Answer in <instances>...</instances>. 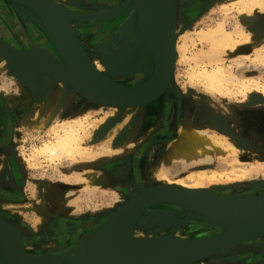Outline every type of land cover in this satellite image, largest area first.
<instances>
[{"label":"rangeland","instance_id":"374dc122","mask_svg":"<svg viewBox=\"0 0 264 264\" xmlns=\"http://www.w3.org/2000/svg\"><path fill=\"white\" fill-rule=\"evenodd\" d=\"M194 1L195 0H190L192 10L191 17L186 16L180 21V35L184 36L186 32L191 33L186 34V42L185 40L180 41L183 52L179 58L178 66L175 71V80L173 81L171 89H169V97L167 95L166 98H163L164 112L161 115L162 119L159 124L154 125L155 128L151 126L152 129L150 128L148 131L143 129L145 121H149L150 118V116H147L148 113L145 112L142 118L139 117L137 119H141L139 124L140 128L138 132L134 134L136 138L129 143L126 149V156L125 154H123L124 156L121 154V157L118 156L109 160L105 164L106 167L100 171L101 173H112V167L110 166L118 162H123V160L127 161V163H125L126 165L123 166L124 169L118 170H121L120 175H123L122 179L119 180L118 178L116 181H110L111 183L99 178L100 173L98 170L94 169L96 167L76 169L79 165L74 166L72 163L74 159L71 157L66 156L62 157L61 160L54 159V161H50V158L45 156L40 159H35L33 148L43 145L53 134V129L49 131V126L52 125L50 118L47 116H45V119L39 117L41 109L38 107V103L44 98H32V96L25 91V85L23 83L11 79L12 76L16 77L11 71L2 73L1 68L3 61L0 59V96L1 94L3 95L8 107L15 115H23L24 108L31 106V109L25 113V116H21L18 119L19 124L15 129V137L8 149L9 152L2 154L0 157V174H2L3 171L4 173L6 172L5 176H7L6 179L0 181V189L11 191L18 197L16 200L0 203L1 213L7 220H5L7 223L4 224L12 226L19 232L23 245L28 249V252L23 250L27 255L34 257L61 256L62 254L59 252L67 250L68 247L73 246V243L79 241L81 237L84 236L76 235L73 239L70 238L72 234L82 231L77 228L82 227L85 223L88 225L92 222L95 223V220L105 213L106 210H117L120 205L115 202L116 194L119 193L118 189L122 194H127L129 192L127 186H129L128 180L131 176L130 163L134 162L137 151L142 152V155L139 156L138 159H145L146 156L143 155V153L147 151H149V153L151 152V154L156 151L158 152L157 155L155 154L156 156H154V154L151 155L149 160L152 165L148 167V171L144 177L137 175V180L143 179V184H137V186L147 184L151 178L154 177L150 168L153 170H162L161 173L167 172L173 179L185 178L190 171L183 170L184 163L180 159L169 160V156L166 154L168 148L174 141L176 142L179 137L178 133L182 132L185 126L190 125L188 120L193 121L191 124L195 125L193 126L194 129L206 131L210 133L211 136H215V138L223 137L228 141L227 145L231 142L237 149L233 151L234 154L227 153L229 147L226 145L223 147V150L220 151L207 150L209 154L208 162L205 164L207 169L228 172L231 171L233 167L236 168V171H240V168L245 167L246 170H255L253 171L254 174L246 180L241 178L235 179V175L233 174L234 180L225 179L221 181V183L209 186V188L216 187L218 184H227L233 186V193L242 194L252 187H249L252 183L257 182L255 184L256 186L264 185V157L252 151L253 144L262 146L261 148L264 150V131L256 124V122L264 119L263 98L260 95L253 94L251 99L245 102L241 95L230 98L218 97L215 96V94H209L198 80L191 81L189 76V73L194 69H200L203 66L213 69L220 64L223 65L228 75L235 76L238 80L243 78H254L260 85H264V63L257 59V55L260 54L261 49L264 50V40L262 42L259 41L258 34H262L264 31H258L256 26H248V23L254 24L253 21L251 22L252 18L246 15L240 16L236 9L231 11L226 17L222 7L223 4H225L231 8L232 1L230 0H200L196 10ZM78 2L83 3L81 0L76 1V7L72 10L69 8V11L81 15L82 13L80 12L85 13V15H87V12H91L89 15L96 16V14L93 13L97 11L101 12V10H105L111 12L121 7L115 6V4L113 6H106V4H109L107 0H84L85 5H82L84 7H81ZM12 3L15 2L12 1ZM70 6H73V4L70 3ZM24 11L25 10H23V12ZM263 17L264 12L259 15V18ZM20 21L25 22L24 19ZM21 22L19 23L22 24ZM240 22L246 27V31L253 35V41L245 46L243 45L245 48L243 46L239 47L237 51H227L213 57L209 56L211 46L202 41L199 33L204 29L213 28L219 23H225L227 30L234 31L235 27ZM105 27L103 23H86L84 28H82L83 32L80 29L82 32L81 35L83 36L81 44L86 53L91 54V52H94V55H96V53H100L101 50L103 51L106 43H109L108 41L114 35V32H109L107 29L110 30V28ZM111 29L115 28L113 27ZM261 29H264V25ZM4 30L8 31L9 28L6 27ZM12 30L14 33V29ZM8 35L10 36V33H8ZM44 39L47 45L52 47L51 52L56 54L51 42L47 40L48 38L45 37ZM121 42L116 46L120 45ZM116 46L111 48L108 53L112 54ZM22 48H26L24 44H22ZM242 54L250 55L251 58L248 60L240 59ZM147 77L146 79H142V81L147 80ZM121 80L123 79H119V81ZM237 83H234V86L237 85ZM256 96H260L263 101H258L259 98H256ZM132 112V110L127 111V117L125 116L122 120L120 117L119 119L115 118L116 121L111 123V126L108 128V133L103 135L104 139L102 141L96 139V137L93 140L87 139L85 146H88V148L93 147L92 151L95 153H99L108 148H118L120 145L118 142V135L128 126V117ZM165 112H167V120L169 123L164 126L161 123L165 120ZM112 113L113 110L109 107L100 110L98 113H92L91 116H94L91 119L89 118L87 125L92 130L91 127L95 124L94 120L96 121V125H99L103 118ZM181 113L186 116V120L182 124L181 122L177 124L173 123V121H176L179 117L181 118ZM155 114H158V112H155ZM249 115L256 118L255 122L249 120L248 123L246 121ZM80 117L82 119L84 116ZM152 119L155 120L157 118L155 117ZM156 134H167V139L163 141L162 144L160 142H154V140L157 139ZM93 135L95 136V134ZM145 145H149L150 147L147 149ZM143 146L145 150L142 148ZM129 150L130 153L128 152ZM32 157L34 161H31ZM3 161H5V163L1 164ZM85 164L87 163H83L82 165L86 166ZM147 166L148 164H142L143 168ZM194 166L196 165L190 167ZM259 181H262V183L260 184ZM158 182L161 183L160 181ZM45 188L46 190L49 189L52 191L54 188H58L60 194L57 196L54 194L55 192H51L55 197L48 200L44 206H40L41 204L38 201L37 194L39 196L42 191H45ZM115 188L118 189L115 190ZM252 192L256 193V189L252 190ZM70 193H72V195H70ZM43 200L46 201V198L44 197ZM38 207H40V211ZM59 207L63 209L61 212H57ZM160 209L161 208H159V210ZM177 210V208L172 206H166L162 211L170 215L176 213V216L177 214L180 215ZM164 212H162V214H164ZM187 218L189 217L186 216L183 218L185 219L183 220L185 224L179 230L177 234L178 238H206L207 235L205 231H208V238H214L221 235L223 232L220 230L218 233V231L213 228V225V227H210L204 220L197 222V224H189L190 221H188ZM162 219L161 221H165L164 223L155 221L154 226L150 228L161 231L162 233L173 229L178 222L181 223L180 219L173 221L168 218ZM104 222L105 221L102 220V222L95 224L92 230L87 228L86 236L95 232L98 226H101ZM159 224L161 225L159 226ZM74 225H76V227H74ZM189 228L196 229L198 232L191 233L188 231ZM202 229L209 230L203 231ZM139 231H141V229H139ZM238 251L236 254L230 256L226 264H263L264 262L262 261L264 259V250L255 252L252 257L247 259H244V254H238ZM1 257L2 256H0V263L2 262ZM218 259L221 260L222 263L226 261L222 258Z\"/></svg>","mask_w":264,"mask_h":264},{"label":"bare ground","instance_id":"6f19581e","mask_svg":"<svg viewBox=\"0 0 264 264\" xmlns=\"http://www.w3.org/2000/svg\"><path fill=\"white\" fill-rule=\"evenodd\" d=\"M12 1L15 2L16 4L12 3ZM54 1L53 3L55 5H58L61 9L63 8L69 11V8L70 10H72L73 8L76 7L75 2L79 0H54ZM81 1H83V3L78 2V4L81 5V7H84L82 5H85L84 4L85 2L84 0ZM86 1H90V0H86ZM107 1L109 4H106V6L108 5L113 6L115 4V6L118 7L121 6L119 7L120 9L123 8L121 10V13L117 15V17L108 20L107 23H105V26L110 28V30L107 29L109 32L111 33L116 32L111 37L110 39L111 41L117 39L118 35L121 36L120 40H122V42L120 41L121 42L120 45L114 48L113 53L111 52L114 57V55L116 54V52L118 51L119 47H121L122 44L124 43L129 44L130 40L133 38L135 39V37L137 36L136 27L138 26V22L140 18H139V12L135 4L138 3V1L130 0V2H128L126 5L124 3L127 0H107ZM230 1H232L231 8L225 4H223L222 7V10H224L223 12H225L226 17L227 15H229L231 11L236 9L238 10L240 16L243 15L250 16V18H252L251 20L253 21V23H255L259 18L260 13L264 12V0H230ZM70 3L73 4V6H70ZM175 8H176L177 20H176V28H175L173 69H172L171 78L164 92L151 102H147L145 104L137 105L134 107H121V105L119 104H106L76 89L71 83H67L60 80L59 78H55V76H44V77L35 76V75L30 76L28 82H30L32 85H35L37 89H41V91H37L35 94L32 91H30L26 86H24L25 84L21 79H18L17 76L16 77L12 76L11 79L15 81L17 80L18 82L24 84L23 86L25 87V91H27L32 96V98H36V97L38 99L44 98L43 100L40 101L41 103L40 102L38 103L39 105L38 107H40L41 109L40 114L39 112L38 114L39 117L42 119H45V116L49 117L50 122L52 124V125L50 124L51 126H49V131L53 129V134L50 136V139L47 142H45L43 145L36 146L33 148V155L34 157H36L35 159H40L41 157L45 156V157H49L50 161H54V159L61 160L62 157L67 156L74 159V160L72 159L73 160L72 163L74 166L79 165L77 166L76 169H81L86 167H92V168L96 167L94 169L98 170V172L100 173L99 178H101V180L103 181L107 180V182L110 181L113 182L118 180V178L119 180L122 179L123 175H120V173L123 166L126 165L125 163H127V161L123 160V162H118L119 164L115 163L112 166H110L112 167V173H103V172L101 173L100 171L106 167L105 164L109 160H112L118 156L121 157V154L122 155L125 154L126 156L127 154L126 149L129 143L131 142V140L133 141L136 138L134 134L137 133L138 129L140 128L139 124L141 119L137 120L139 117L142 118L145 115L144 114L145 112L148 113L147 116L150 115L155 116L163 111L162 110L163 98L167 97V95L169 94V89H171L173 85V81L175 80L174 79L175 71L178 66L179 58L183 52L180 41L185 40L186 42L187 41L185 39L187 37L186 34L191 33V32H186L184 36H181L179 32V27H181L180 21L183 20L184 17H186L187 13L189 12V8H190L189 0H175ZM23 10L25 11L23 12ZM31 13L32 12H29L28 9H26L22 4H19L16 0H0V44L15 51L14 53H16V55L22 57V59L24 60H29L38 67L39 64L41 65V63L38 64L36 61L41 62L42 59V57L39 56L38 51H42V50L45 51V48L48 49L49 51H52L51 50L52 47L48 46L47 42H45L44 39L46 37L45 33L41 30V28H39L38 25L35 24L34 15L33 13L32 14ZM80 13H82V15L80 14L81 16L79 15L78 18L76 17L75 19L70 20V26L72 27L77 39H79L81 42L83 40V36L81 34L83 32L82 28H84V25L86 23L89 24L91 22H99V21H90L89 20L90 18L86 19L87 16L91 14V12L89 13L87 12V15H85V13L83 12ZM106 13L109 12L105 10L104 11L101 10V12L97 11L93 14H96V17H103L101 15H107ZM108 17L109 16H105L103 18L107 19ZM21 19H24L25 22H21L20 21ZM19 22H21L22 24H20ZM160 24H163V21H160ZM263 25L264 23H261L260 27L261 26L263 27ZM6 27L9 28L8 31L4 30ZM113 27L115 29H111ZM12 29H14L15 34L13 33ZM80 29L82 32L80 31ZM8 33H10V36L8 35ZM199 35L203 42L211 46L210 54H209V56L211 57L216 56L220 53H225L227 51H231V52L237 51L239 47L243 45L245 46L246 44L253 41V35L246 31V27L241 22L237 24L234 31L227 30L225 23H219L213 28L210 27L204 29L199 33ZM22 44H24L26 48L23 49ZM126 48L127 47H125V49ZM55 55L58 58L57 53ZM103 55L104 54L102 50L100 51V53H96V55H94V52H91V54L87 53V56L91 61L92 65L100 73L104 74L112 82L124 88H135L141 85L146 81V80L142 81V79H146L147 76H148L147 79H149V77L151 76L154 70L150 60L151 59L150 55L147 53L145 56L146 59H143L142 63H140L142 64V66H140L141 69L140 67L137 68V65L140 64H137L135 65V67H133V69H130V71L133 73L132 77L129 78L122 77L123 80L121 81L117 79L114 80L108 74L109 72L108 64L102 62ZM0 56H1L0 59L3 61L1 68L2 73L3 72L5 73L7 71L10 72L11 66L8 60L5 59L2 55ZM134 57H136L135 54L134 56L130 55L131 60ZM250 58H251L250 55L247 54H242L240 56V59H244V60L246 59L248 60ZM147 59L149 60L148 61L149 63L144 65ZM257 59L258 61H263L264 63L263 49H261L260 54L257 55ZM30 62L28 63V65L30 64ZM60 63L64 65L63 61H60ZM121 67L122 66H120V68ZM16 70L19 71L23 76H25V78L26 75H28V73L30 72L29 70L23 68V66L21 65L20 68H17ZM123 70L126 71V69ZM189 76L191 78V81L198 80L200 83H202V85L205 87L206 91L209 94L212 93L218 97L230 98L236 95H241L243 96L244 101L246 102L247 100L251 99V96L253 94H256V95H260L264 100V85H260L258 81H256L254 78H246V79L243 78L241 80H238L237 77L228 75L223 65L220 64L215 66L213 69H209L205 66L201 67L200 69H194L189 73ZM234 83H237V85L234 86ZM52 86L54 87L53 89L54 92L48 94L47 88H51ZM108 107L113 110V113L103 118V120L100 122L99 125H96V121L94 120L95 124L91 127L93 130L92 131L90 127L87 125L89 118L91 119L94 116V115L91 116L92 113H98L100 112V110L102 109L104 110V108H108ZM129 110H132L133 112L128 117V121H127L128 126H126L118 135V142L120 144L118 148L116 149L108 148V149H104V151L103 150L100 151L99 153H95L92 151L93 147L88 148V146H85L87 139L93 140L96 137V139L102 141L104 139L103 136L104 132H106L107 128L111 126V123H114L116 121L115 118L119 119L120 117V119L122 120L123 118H125L126 113ZM155 112H158V114H155ZM80 116H84V117L81 119ZM161 117L160 119H162ZM160 119L158 118V120ZM188 121L190 125L185 126L183 131L178 133L179 137L177 138L176 142L174 141L173 144L168 148L166 155L169 156V160L180 159L184 163L183 170L190 171V173H188L185 178L181 177L178 179H173L172 176L167 172L161 173L162 170L159 171L158 169L153 170L152 168H150L154 177H152L147 184L142 186H137V184L138 185L143 184V179L137 180V177L133 176L131 180H128L129 186L127 187L129 188L128 189L129 194L128 193L122 194L118 188H115V190L118 189L119 191V193H117L115 197V202L118 205H120L117 208V210L120 209L123 203L124 204L128 203V201H130L136 195L148 190H153L163 187H175L193 192L205 191L221 196H235L234 200L246 208L259 207V205L263 203L264 185L256 186L255 184L257 182L250 184L249 187L250 186L252 187L248 191H246L247 193L244 192L242 194L233 193L232 191L234 190L233 186L227 184H218V186L216 187L209 188V186L217 183H221V181L225 179L234 180L233 179L234 177L232 176L233 174L235 175V179L241 178L246 180L247 178L251 177L254 174L253 171L255 170L253 169L246 170L245 167L240 168V171H236V168L233 167V169L228 172L227 171L220 172V171L207 169L205 165L208 162V156H209L207 150L220 151L223 150V147L226 145L229 147L227 153L234 154L233 151L237 149L235 148V145L233 143L231 144V142H229V145H227L228 141L223 137L215 138V136H211L210 133L206 131H198L197 129H194L193 126L195 125L191 124L193 121L191 120ZM93 134H95V136ZM128 152L130 153V150ZM150 153L149 155L151 158V155L153 153L152 154ZM143 155L146 156L147 153L145 152L143 153ZM31 161H34L33 157ZM83 163H87L85 164L86 166H83L82 165ZM192 165H196V166L190 167ZM119 169L121 170L118 171ZM5 174L6 172L4 173L2 171V174H0V181L2 179H6L7 176H5ZM155 180H158L161 183ZM259 183L261 184L262 181H259ZM251 189L252 190L256 189V193L252 192ZM51 192L53 193L55 192L54 194H56L57 196L60 194V190L58 188H54L53 191L49 189L46 190L45 188V191H42L39 196L37 194L38 201L41 204L40 206H44V204H46L48 200H51L55 197V195ZM70 195H72V193H70ZM44 197L46 198V201L43 200ZM5 202L7 201H0V203H5ZM169 204L170 203H158L149 207L140 215L133 229L130 228V225L128 224L125 225V227L119 234V237L115 243L110 264H147L149 260H156L163 256L165 257V256L181 254L184 250L187 249L186 245L188 241L212 239L211 237L208 238V231H205V234L207 235L206 238H201V239H186L181 237L178 238L177 234L179 233L181 227H183L185 224V222L183 221L185 219L183 218L187 216L189 217L187 218L188 221H190L189 224H197V222H200L202 220L201 219L202 215L193 212L194 210L187 208L182 204H175V203H171L172 205ZM179 205H181V211L177 210V212L180 214V215L177 214L178 216L177 215L175 216L176 213L170 215L169 213L162 211L166 206H172L178 209L180 207ZM39 208L40 207H38V209ZM159 208L161 209L159 210ZM40 210L41 209H39V211ZM62 210L63 209L59 207V210H57V212H61ZM108 212L109 210L108 211L106 210L105 213H103L101 216H99L98 219L95 220V223L92 222L90 225L85 223L82 227L77 228V229H81L82 231H78L72 234L70 238L73 239L76 235L77 236L84 235V236H82L79 241L73 243V246L68 247L67 250H63L64 252L63 251L59 252L62 254L61 257L53 256V257H60V258H56L57 262L55 261V263L56 264H60L63 262L69 263V261L72 259V255H66L65 253L76 247V245L83 243V241L91 237L103 225L108 223L107 219L103 218L104 214ZM162 212H164V214H162ZM204 217H208V216H204ZM162 218L172 219V221L180 219L181 223L178 222L173 229H170L168 232L165 231L162 233L161 231L150 228L154 226L155 221L164 223L165 221L164 222L161 221L163 220ZM5 220H6L5 216H3L0 209V225L3 224L5 226L4 223H7L5 222ZM102 220L105 222L101 226H98L95 232H92V234H88V236H86L87 228L91 230L94 229L95 224L102 222ZM209 221H210V217H209ZM214 223L215 222L213 221V224ZM160 225L161 224H159V226ZM209 225L210 227L214 226L213 228L216 229L218 233L220 232V230H222L223 231L221 234L222 236L227 234L228 232L223 227V225L221 226V224L220 225L214 224L213 226L211 224ZM1 228L3 227L0 226V229ZM139 229H141V231H139ZM202 230L204 231L209 229H202ZM188 231L191 233L198 232L196 229L193 228H189ZM10 241H12L11 238ZM19 241H20V248L22 249V251L24 250L28 252L27 251L28 249L25 248V246L23 245V241L21 237H19ZM11 250L9 245L6 246L4 240L0 241V256H2L1 258L5 257L7 259V255H8V257H10L8 260H10L13 257V251L11 252ZM261 250H264V234L243 241H239L233 245H229L228 247L219 249L213 252V254L205 256L204 258L193 260L187 264H201V263L226 264L228 263L230 256L236 254L237 251L238 254H244V259H247L252 257L255 252ZM63 254H65L66 256H63ZM30 257H34V256H30ZM14 258H15V254H14ZM218 258H222L223 260L226 261L222 263L221 260H219ZM1 260L2 262L0 264H6L5 262L7 260L6 261L4 259ZM39 264H43V263H39Z\"/></svg>","mask_w":264,"mask_h":264},{"label":"water","instance_id":"95a60500","mask_svg":"<svg viewBox=\"0 0 264 264\" xmlns=\"http://www.w3.org/2000/svg\"><path fill=\"white\" fill-rule=\"evenodd\" d=\"M16 1L33 13L35 24L45 33L58 56L57 58L55 54L46 48L45 51H38L42 59L41 62L36 61L38 64L41 63L37 67L29 60H24L16 55L15 51L0 44V55L8 60L12 70H10L11 73L21 79L33 93L36 94L41 89H37L35 85L28 82L30 76H55V78H59L64 82L71 83L76 89L103 103L119 104L121 107H134L153 101L164 92L169 84L173 69L177 20L175 0H137L138 3L135 5L140 19L136 27L137 36L135 39H131L129 44H122L114 57L108 51L121 41L120 35L117 39L110 40L103 48L102 62L108 64V74L114 80L122 79V77H132L133 73L130 69L142 63L143 59H146L147 53L150 55L151 59H148L151 60L154 68L153 73L149 79L135 88H124L117 85L92 65L83 45L70 26V20L78 18L80 14L61 9L53 3L54 0ZM128 2L130 0L125 1L124 4L126 5ZM122 9L119 8L106 13L107 15H101L103 17L109 16L107 19L92 15H88L86 19L99 21L91 22L94 24H105L108 20L117 17ZM160 21H163V24H160ZM125 47L127 48L125 49ZM134 54L136 57L131 60L130 55L134 56ZM148 59L144 65L149 63ZM28 61L30 62L29 65ZM60 61H63L64 65ZM20 65L30 71L26 78L16 70L20 68ZM120 66L122 67L120 68ZM140 66L142 64L137 65V68ZM123 69H126V71ZM53 89V86L47 88V93H53ZM256 98H259L258 101L261 100L260 96H256ZM108 130L107 128L106 132ZM234 197L221 196L205 191H187L175 187L145 191L133 197L128 203H123L119 210L113 209L104 214L103 218L107 219L108 223L83 243L76 245V247L65 253L66 255H72V259L69 263L63 262L60 264H110L115 243L125 225L128 224L133 229L140 215L149 207L158 203L182 204L194 210L193 212L202 215L201 219L207 224H221L228 232L223 236L220 235L212 239L188 241L187 249L181 254L149 260L147 264H187L239 241L264 234V200L259 207L246 208L237 203ZM179 206L178 210L181 211V205ZM209 217L212 223L209 221ZM0 226L3 227L0 229V241L4 240L6 246L9 245L10 250L13 249L11 250V252L13 251L12 258L15 254L14 259L8 260L10 258L8 255L7 259L5 257L1 258L7 260L6 264H56V258L61 257L42 256L36 258L26 255L20 248L19 232L7 224L5 226L1 224ZM10 238L12 241H10ZM65 254L63 256H66Z\"/></svg>","mask_w":264,"mask_h":264},{"label":"flooded vegetation","instance_id":"af4514ba","mask_svg":"<svg viewBox=\"0 0 264 264\" xmlns=\"http://www.w3.org/2000/svg\"><path fill=\"white\" fill-rule=\"evenodd\" d=\"M194 2H195V10H196V7H198V3H200V0H195ZM189 3H190V0H189ZM191 12H192V10H191V4H190V8H189V12L187 13V17H191V14H192ZM162 107H163L162 108L163 111L160 112V114L155 115V116H151L149 114L150 115V118H149V121H145V123H144L145 125L143 127L144 130H147L148 131V129H150L151 126H154V125L160 123L161 114L164 112V102L163 101H162ZM24 109L25 110L23 111V115H21L22 117L25 116V113H27L31 109V106L30 107L27 106ZM166 113L167 112H165V120H163V122H162L164 126L167 123H169V121L167 120V114ZM21 116H20V114L15 115L13 113V111L10 110V108L7 105V102L5 101V98L1 94V96H0V157H1L2 154H6V152L7 153L9 152L8 149L10 148L11 143L14 140V137H15V129H16L17 125L19 124L18 119ZM155 117L157 119L153 120L152 118H155ZM158 118L160 120H158ZM185 118H186V116L181 113V118L179 117L178 119H176V121H173V123L177 124V123H180L181 122V124H182L186 120ZM247 119L248 120H246V121L249 123V120H252V121L255 122V119L256 118L254 116H250L249 115L247 117ZM256 124L258 125L259 128H261L264 131V119H261L260 121L256 122ZM156 135H157L156 136L157 139L154 140V142H160L162 144L163 141H165L167 139V136H166L167 134H156ZM149 147H150L149 145H145V148L148 149ZM261 147L262 146H260V145L253 144L252 145V151L254 153H258V154H260V155H262L264 157V150ZM142 148L145 150L144 147H142ZM146 153H147V155H146V158L145 159H138V157L142 155V152L141 151H137V153L135 155L134 162H131L130 163V165H131L130 166V171L131 170L132 171H131V176L129 177V180H131V178L133 176L134 177H137L136 174L139 175V176L141 175L142 177H144V175L147 173L148 167L150 165H152V164H151V161L149 160L150 159V157H149V151H147ZM153 154H154V156H156L158 154V152L156 151ZM139 162H141V165H140ZM4 163H5V161L1 162V164H4ZM142 164H148V166L143 169ZM139 169H140V171H137ZM17 198H18L17 195H15L14 193H12L11 191H8V190L2 189V188L0 189V201H7V202H9V201L16 200ZM74 227H75V225H74ZM41 242L42 243H45L44 241H41ZM44 252H46V251H44ZM262 261H264V259Z\"/></svg>","mask_w":264,"mask_h":264},{"label":"crops","instance_id":"0c3cea01","mask_svg":"<svg viewBox=\"0 0 264 264\" xmlns=\"http://www.w3.org/2000/svg\"><path fill=\"white\" fill-rule=\"evenodd\" d=\"M251 22H252V20H251ZM261 23H264V17L263 18H258L257 19V21L252 25V24H250V23H248L249 25L248 26H256L257 27V30L258 31H264V29H261L262 28V26L260 27V24ZM259 25V26H258ZM258 34V33H257ZM264 32L262 33V34H258V38H259V41H263L264 40ZM260 42V43H261Z\"/></svg>","mask_w":264,"mask_h":264}]
</instances>
